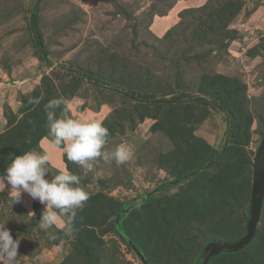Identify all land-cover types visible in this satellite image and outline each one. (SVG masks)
Returning a JSON list of instances; mask_svg holds the SVG:
<instances>
[{
	"label": "rangeland",
	"instance_id": "obj_1",
	"mask_svg": "<svg viewBox=\"0 0 264 264\" xmlns=\"http://www.w3.org/2000/svg\"><path fill=\"white\" fill-rule=\"evenodd\" d=\"M195 95L214 106L180 100ZM53 99L64 101L58 115L101 121L103 150L124 143L129 158L88 171L56 148L62 165L49 161L46 178L67 168L89 193L71 232L42 228L44 205L25 207L27 193L0 191L17 264H141L116 222L126 208L148 264H196L207 243L244 235L264 137V0H0V175L10 154L45 152L41 104Z\"/></svg>",
	"mask_w": 264,
	"mask_h": 264
},
{
	"label": "clouds",
	"instance_id": "obj_2",
	"mask_svg": "<svg viewBox=\"0 0 264 264\" xmlns=\"http://www.w3.org/2000/svg\"><path fill=\"white\" fill-rule=\"evenodd\" d=\"M34 102L39 104L40 100ZM63 103L62 99H53L45 105L48 135L44 139L51 147L62 148L69 161L88 171L93 169L92 162L97 158L117 164L129 158V150L124 143L110 151L103 150L109 131L101 121L73 119L65 112L58 115L56 109ZM48 163L46 152L29 150L22 155L10 154V162L4 174L0 175V191L7 183L17 201L21 192L27 193L44 205L40 216L42 228L56 226L71 232L76 211L84 206L89 193L80 186L79 177L67 168L59 170L50 179L46 178ZM5 224L0 223V264H17L20 241L13 239Z\"/></svg>",
	"mask_w": 264,
	"mask_h": 264
},
{
	"label": "trees",
	"instance_id": "obj_3",
	"mask_svg": "<svg viewBox=\"0 0 264 264\" xmlns=\"http://www.w3.org/2000/svg\"><path fill=\"white\" fill-rule=\"evenodd\" d=\"M78 77L83 78V80H87V81L90 80L94 84L99 83L98 81L92 79L90 76H87L86 74L78 75ZM118 91L120 93L124 94L125 96H128L129 98L135 99L136 101H147V102H156V103H175L177 101V99H179V98L167 99L165 97H156L155 95H148V94L146 95V94L139 93V92H123L120 90H118ZM193 97L189 98V97L185 96L180 100L185 101V103H197V104L203 103L206 105L212 104L214 106V100L210 101L207 99L206 96L195 95V97L194 98ZM41 106L45 109V104H43V105L41 104ZM45 136L46 135H40L39 138L36 141H34V144L36 146H38V143L40 142V140L42 138H44ZM30 147H32V144H30L28 147H26V149H24L20 155H22L23 153L30 150ZM218 154H217V156H218ZM217 156L214 155L206 163H202L200 165L195 166L190 171H186L184 173L185 174L184 176L186 177V179L189 176L188 174H190L192 172L199 171L200 173H204L206 168L208 167V165H206V164L210 163V162L214 163L216 161V159L219 158ZM216 166H218V165H216ZM182 180H184V178ZM182 180H180V181H182ZM263 208H264V203H263ZM263 208H262V212H263ZM129 211H130L129 208L123 209L120 212V214H118L119 217L117 216L116 222H118V224L120 226L122 238H124L125 241H126V238L131 240L132 243L136 246V248L143 254V251L141 250L139 244L136 242V240L134 238H132L131 234L129 233V231L126 229V226H125L126 222H127V216L129 215ZM261 216H262V214H261ZM126 243H127V241H126ZM127 245L129 246L128 243H127ZM143 256H144V254H143ZM144 258H145V256H144ZM219 259H224L226 261V264H229V262L231 264H264V229L257 230L254 239L243 250L236 252V253L220 254V255L216 256L215 258H213L209 264H212L214 261L219 260ZM194 261L196 262V260H194ZM193 264H195V263H193Z\"/></svg>",
	"mask_w": 264,
	"mask_h": 264
},
{
	"label": "water",
	"instance_id": "obj_4",
	"mask_svg": "<svg viewBox=\"0 0 264 264\" xmlns=\"http://www.w3.org/2000/svg\"><path fill=\"white\" fill-rule=\"evenodd\" d=\"M252 176L251 191L248 208V219L244 235L237 241L227 242H209L198 254L196 264H209L213 258L220 254L236 253L246 248L254 239L260 222L262 208L264 203V137L252 158ZM195 173V172H194ZM132 252L138 258L141 264H148L143 254L136 248L131 240L126 238Z\"/></svg>",
	"mask_w": 264,
	"mask_h": 264
},
{
	"label": "crops",
	"instance_id": "obj_5",
	"mask_svg": "<svg viewBox=\"0 0 264 264\" xmlns=\"http://www.w3.org/2000/svg\"><path fill=\"white\" fill-rule=\"evenodd\" d=\"M40 145L43 148V150L49 155V161L51 162V164L54 165L55 167H58V166L61 167V165H62V163L60 161L61 154H60L59 150L54 148V147H51L45 140H43L40 143ZM3 191L6 192L7 194L8 193L15 194L14 192L11 191V186L7 185V183H6V186H5ZM13 194H11V195H13ZM33 201H35V199L31 198L29 195H26L23 198H21V202H22V204H24V206L31 204ZM25 207H27V206H25Z\"/></svg>",
	"mask_w": 264,
	"mask_h": 264
}]
</instances>
